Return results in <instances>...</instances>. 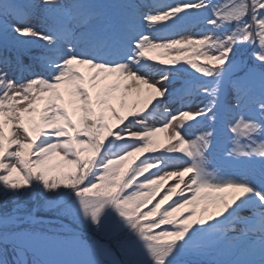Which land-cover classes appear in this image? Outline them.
<instances>
[{
	"label": "snow or ice",
	"instance_id": "6c2138e0",
	"mask_svg": "<svg viewBox=\"0 0 264 264\" xmlns=\"http://www.w3.org/2000/svg\"><path fill=\"white\" fill-rule=\"evenodd\" d=\"M0 48V264L44 209L110 259L34 264H264V0H0Z\"/></svg>",
	"mask_w": 264,
	"mask_h": 264
},
{
	"label": "rangeland",
	"instance_id": "374dc122",
	"mask_svg": "<svg viewBox=\"0 0 264 264\" xmlns=\"http://www.w3.org/2000/svg\"><path fill=\"white\" fill-rule=\"evenodd\" d=\"M215 2V0H213ZM202 63V61H198ZM193 73V75H196L194 73V70L189 69ZM174 183L173 181H170L169 184ZM35 198L39 200V196L34 194ZM40 203H43V201H40ZM35 206V205H33ZM147 210V209H145ZM45 212L49 217L52 218H57L58 216L55 212L48 211L46 209L41 210ZM59 219H64L65 222H68L73 226V222L67 218V217H62ZM79 230H85L87 231L86 235L79 236L77 233H69V229L62 228L61 225L57 226L56 224L52 225L51 220H45L42 221L40 224H38L35 228L37 232H39L41 235L47 238V241L45 244L41 245L38 247L40 251L43 249H47L49 254L51 255V258H46L44 259L45 255L41 254L40 251L37 252L39 256H42V261H57V260H66V259H101L107 261L105 256L100 255V256H95V255H89L86 253H81L78 249V243L79 245H88V246H94V240H92L89 236H94L98 238L99 240L105 241L108 243L107 240L102 238L99 235H96L95 233H91L87 228L80 227L76 225ZM41 228V230L39 229ZM78 230V229H77ZM65 232V233H62ZM77 234V235H76ZM78 242V243H77ZM45 246H47L45 248ZM37 251V250H36ZM37 256V257H39ZM40 258V257H39Z\"/></svg>",
	"mask_w": 264,
	"mask_h": 264
},
{
	"label": "bare ground",
	"instance_id": "6f19581e",
	"mask_svg": "<svg viewBox=\"0 0 264 264\" xmlns=\"http://www.w3.org/2000/svg\"><path fill=\"white\" fill-rule=\"evenodd\" d=\"M164 134H160V139L163 140Z\"/></svg>",
	"mask_w": 264,
	"mask_h": 264
}]
</instances>
